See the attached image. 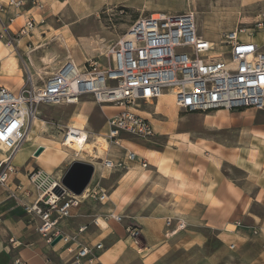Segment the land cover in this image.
<instances>
[{"label": "crops", "instance_id": "0c3cea01", "mask_svg": "<svg viewBox=\"0 0 264 264\" xmlns=\"http://www.w3.org/2000/svg\"><path fill=\"white\" fill-rule=\"evenodd\" d=\"M52 1L49 6L52 10V6L61 10L68 5L64 1L59 8L58 2ZM125 1L85 0L82 4L116 6ZM28 8L18 12L13 25L20 19L25 20ZM10 16L12 14L6 18ZM38 27L32 30L31 36L40 34ZM1 42L5 46V41ZM20 42L16 50L13 45L14 50L6 48L16 54L17 50L23 51ZM17 54L19 56L18 51ZM6 55L2 51L1 58ZM28 61L36 68L31 59ZM70 61L80 67L81 62ZM5 88L10 90L8 86ZM78 105H81L77 108L80 112L86 110V132L90 137L94 129L97 131L94 137H100L105 131L106 119L119 111L115 107L99 106L104 123L95 128L92 121L95 104L81 101ZM136 112L149 120L155 136L149 140L123 137L121 147L143 158L148 167L142 169L138 161L125 171H110L95 165L92 178L97 174L99 180L87 188L104 191L106 202L86 200L70 218L58 224L64 236L91 248L90 255L81 263L224 264L225 252L233 244L239 263L264 264V109L183 114L175 106L172 95L164 93L154 101H140ZM70 122L71 118L67 125ZM37 132L40 133L38 128L32 129L28 135L31 139L36 137L38 145L25 141L15 156H24L21 163L30 159L22 167L15 165L18 173L11 177L10 190L19 206L36 199L37 193L27 180V172L40 169L36 166L38 160L45 167L43 171L56 179H61L67 170L58 171L61 156L48 157L45 153L52 149V142L46 141L49 146L40 142ZM40 147L45 151L35 157ZM109 152L122 158L123 150L119 148L110 147ZM15 185L20 189L15 191ZM1 194L4 198L0 200L3 204L0 208V264H13L15 260L23 264H69L73 255L65 251L64 243L59 241L53 247L46 244L36 232L38 220L32 217L34 224L28 223L24 211L7 200L12 197L10 193L1 189ZM96 206L99 208L95 209ZM106 213L122 216L123 220L106 222L102 219ZM94 219L98 225L93 224ZM167 219L173 225L180 222L184 228L166 236L174 229L166 228ZM235 222L241 225L234 227ZM129 225L140 231L137 244L126 236L125 227ZM82 227L86 230L79 233ZM98 244L102 245L101 250H95ZM213 244L219 248L209 251Z\"/></svg>", "mask_w": 264, "mask_h": 264}, {"label": "built area", "instance_id": "2783aa9c", "mask_svg": "<svg viewBox=\"0 0 264 264\" xmlns=\"http://www.w3.org/2000/svg\"><path fill=\"white\" fill-rule=\"evenodd\" d=\"M25 7L29 8L22 25L17 31L11 30L18 12ZM9 14L12 16L6 18ZM44 23L43 0H0V38L5 40V47L13 49V39H8L9 36H29L35 27ZM256 28L262 30L264 22L257 23ZM104 58L108 65L89 59L83 69L68 60L37 89H30L32 77L29 76L28 87L22 86L16 93L0 86L2 190L14 197L10 183L18 169L13 160L26 141L30 119H37L36 109L40 105L76 106L83 98H91L100 107L119 109L117 114L106 119L105 131L100 136L106 146L104 155L99 157L97 151L96 155L85 154L88 164L110 171L128 170L136 161L142 169L148 167L143 158L121 147L123 137L149 140L155 136L149 120L136 112L140 101H154L164 93H170L175 106L183 114L264 109V43H255L253 36L243 29L224 32L215 42L207 40L199 34L192 12L140 16ZM62 131L63 146H68V138L64 140V137L81 134V131L68 126ZM110 147L123 150L122 158L110 153ZM27 180L37 195L33 203L22 207L25 214L38 220L36 232L46 244L60 235L65 251L73 255L69 264H82V260L90 255L91 248L83 247L75 242V238L64 236L58 224L70 218L86 200L105 203L106 193L94 187L74 196L61 185L60 179L41 169L27 172ZM15 187V191L20 189L19 185ZM56 187L62 190L61 195L54 193ZM102 219L121 223L123 217L106 213ZM93 224L98 225L97 219ZM240 225V222L234 223V227ZM165 226L168 230L174 227L166 236L184 228L180 222L173 225L170 219L166 220ZM85 230L86 227H82L78 232ZM125 233L134 244L138 243L140 231L137 227L126 226ZM94 248L101 250L102 245ZM234 248L233 244L228 246L230 251ZM13 264L23 263L15 260Z\"/></svg>", "mask_w": 264, "mask_h": 264}, {"label": "rangeland", "instance_id": "374dc122", "mask_svg": "<svg viewBox=\"0 0 264 264\" xmlns=\"http://www.w3.org/2000/svg\"><path fill=\"white\" fill-rule=\"evenodd\" d=\"M50 1L43 0L45 6V23L39 25V33L30 37H12V45L15 50L18 41L21 40V48L23 51L17 50L19 53V62L22 70L21 80H18V73L8 74L0 73V86H8L14 93L19 91L22 86H27L28 76L32 77V84L30 89H37L42 86L43 82L54 73L62 64L65 59H73L75 63H80V68L83 69V63L86 60H95L103 65H108L107 60L104 58L105 53L125 34L127 28L136 21L140 16L156 15L159 13L176 14L184 12H192L195 20L197 30L200 35L210 41H217L220 35L224 32L232 31L235 29H243L245 33L253 36L254 42L262 45L264 43V28L258 30L257 23L264 22V0H126L120 5L106 6V5H91L86 6L82 4L85 0H53L57 2L67 1V6L64 9H57L52 6L53 10L49 7ZM80 1V2H79ZM51 2V3H52ZM35 16V12H32ZM156 17V16H155ZM44 18V17H43ZM38 19V17H35ZM16 25V27H15ZM13 25L17 31L18 27L22 25V20L18 24ZM49 28L48 31L46 29ZM13 30V27L10 28ZM14 30V31H15ZM42 33V34H41ZM57 34V36H54ZM1 41H5L0 38ZM6 44V43H5ZM41 46L40 49L26 53L24 48L32 50L36 46ZM80 52L84 59L80 56ZM78 55V56H77ZM80 56V58H79ZM32 60L36 68H32L28 60ZM80 62H79V61ZM24 84V85H23ZM82 102L91 103V98H83ZM86 107H91L85 105ZM81 105L76 106H47L40 105L37 107L36 112L37 120L45 122L46 125L38 126L40 133L37 132V137L40 142H52L51 150L45 154L48 157H60L61 165L58 171L65 170L68 166L75 161L88 163V158H83L84 161H79L69 152L65 153L63 148L59 152L56 144L61 142L63 129L67 125L66 122L76 113H81L86 117L88 125V117L85 115L86 110L80 112ZM93 114L95 118L92 120L95 123V128H100L104 119L101 118L99 106L93 105ZM77 110V111H76ZM90 119V118H89ZM90 120V122H92ZM43 127L46 129L43 130ZM94 135H97L96 129L91 130ZM90 131V132H91ZM32 143L38 142L36 137L33 138ZM29 143V142H27ZM46 146V147H47ZM54 149V150H53ZM43 152V151H42ZM24 156L19 154L15 157L13 164L22 167L30 159L26 158L21 163ZM72 157V158H71ZM87 157V156H85ZM82 160V159H81ZM36 166L45 170L44 165L39 160ZM97 174L94 175L90 182L93 186L98 181ZM0 189V200L2 197ZM10 204L19 207L24 211L22 206L16 203L15 198L9 197L7 199ZM22 203V202H21ZM94 207V206H93ZM0 208L3 204L0 203ZM99 208L96 206L95 209ZM25 213V212H24ZM28 219L27 222L34 224L31 216L24 214ZM219 248L218 245L213 244L209 251ZM224 264H242L239 263L235 256L234 251L227 249L224 255ZM223 264L222 262H220ZM219 263V264H220Z\"/></svg>", "mask_w": 264, "mask_h": 264}, {"label": "bare ground", "instance_id": "6f19581e", "mask_svg": "<svg viewBox=\"0 0 264 264\" xmlns=\"http://www.w3.org/2000/svg\"><path fill=\"white\" fill-rule=\"evenodd\" d=\"M58 4H59V8H61L64 5L63 2H58ZM49 28L50 27H48L46 29V31H48ZM40 29H41V27H40ZM40 29H38V31H40ZM40 47L41 46L38 45V46L34 47L32 50H29V48H25L24 51L26 53H28V54H31L32 52L40 49ZM2 51L7 53V55L4 58H1ZM80 56L84 59V56L82 55L81 52H80ZM80 56H79V58H80ZM0 62H1V68L0 69L1 70L3 69L2 70L3 72H6L8 74L18 73L19 74L18 75V80L23 81L21 79L22 70H21V67L19 66L18 57L15 54V51L10 50L9 48L7 49L4 46V44L1 42V40H0ZM172 98H173V96H172ZM39 124H41L42 126L46 125L44 123H39L36 118L30 119L29 126H28V131H27V136H26V142L33 141V138L31 139L30 135H28V133L32 129L34 130V129L38 128V126H40ZM66 126L72 128V129H76V130L81 131L80 132L81 134L79 136H76V137H74L72 135H70L68 137L67 136L64 137V140H66L68 138V142H67L68 146H63L61 144V142L57 143L56 145L59 146L57 148V150L59 152L61 151L60 148L65 147L64 148L65 153H67L69 155V152H73L74 154L72 156L77 158V159H78V157H79V159L86 158L85 154L86 155H96V151H97L99 157L104 155V151L106 149L105 143L102 141L101 137H99V136L94 137L92 139L88 135V133L86 132L87 121H86V117L83 114H81V113L77 114L76 113L75 115H73V118L71 119V122L69 123V125H66ZM100 223H101L102 226L104 225V223H102L101 221H100Z\"/></svg>", "mask_w": 264, "mask_h": 264}, {"label": "water", "instance_id": "95a60500", "mask_svg": "<svg viewBox=\"0 0 264 264\" xmlns=\"http://www.w3.org/2000/svg\"><path fill=\"white\" fill-rule=\"evenodd\" d=\"M42 153V148H38L34 156L37 157ZM94 174V167L91 164L83 162H72L63 176L60 179L61 185L72 195L80 196L84 190L88 187ZM54 193L57 195L62 194V190L59 187L54 189ZM61 240V236H57L50 243V246H55Z\"/></svg>", "mask_w": 264, "mask_h": 264}]
</instances>
